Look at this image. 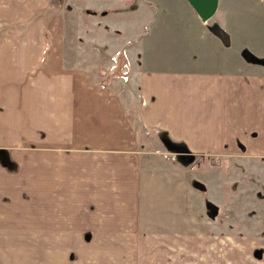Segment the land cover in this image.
<instances>
[{
	"label": "crops",
	"instance_id": "crops-1",
	"mask_svg": "<svg viewBox=\"0 0 264 264\" xmlns=\"http://www.w3.org/2000/svg\"><path fill=\"white\" fill-rule=\"evenodd\" d=\"M185 1L145 0L169 7ZM64 2L91 15L119 8L116 40L124 55L143 57L131 67L150 66L144 55L154 38L144 32L159 18L152 7L162 6ZM255 2L264 23V3ZM240 4L230 6L235 19L244 14ZM50 7L49 0H0V63L11 66H0V264H191L188 173L174 171L165 157L158 165V158L143 155L117 97L94 85L89 71L63 67L61 34L59 62L47 60L55 51L46 27ZM262 46L254 54L264 59ZM230 48L241 57L243 48ZM128 77L146 132L166 134L193 153L242 145L248 157H264L263 66L243 60L234 69ZM207 245L199 243L198 264H221L218 243ZM230 250L235 255L237 244ZM254 252L252 262L264 264V251L259 261Z\"/></svg>",
	"mask_w": 264,
	"mask_h": 264
},
{
	"label": "rangeland",
	"instance_id": "rangeland-1",
	"mask_svg": "<svg viewBox=\"0 0 264 264\" xmlns=\"http://www.w3.org/2000/svg\"><path fill=\"white\" fill-rule=\"evenodd\" d=\"M49 1L51 9L46 11V27L51 31V46L55 51L47 60L52 64L59 62L60 56L55 53L59 52L57 46L60 43L55 39L61 34L63 67H81L79 69L89 71L94 85L117 97L125 107L128 123L141 142L143 155L158 158V165L165 162L159 160L165 157L167 163L173 164L174 171L178 170L185 176L188 173L191 264H198L199 243L212 245L214 241L218 243L216 256L221 259V264H249V260L252 264H261L253 263L251 256L255 251L254 256L259 261L264 251V157H248L242 145L235 150L225 148L220 154L207 151L193 153L183 144H173L166 134L146 132L137 115L138 90L129 84V77L128 82L122 79L121 72L127 71L126 64L132 78L138 72L199 73L234 69L240 67L243 60L264 67V59L254 54L263 50L264 23L261 7L253 8L255 1L264 3V0H219L217 13L205 21L185 5L188 4L186 1L183 6L169 7L157 4L160 1L150 3L143 0L147 6H162L152 7L157 10L159 18L153 28L144 32L149 39L154 38L151 44L147 43L149 46L144 55L149 67H131L143 57L131 53L125 56L123 51L126 48H121L119 40H116L118 35L121 36L118 26L123 19L115 14L119 8L109 7L105 15H91L73 3ZM233 3L243 6L240 8L244 14L237 19L230 8ZM135 6L136 3L129 4L126 10L129 13L122 15L126 19L131 18ZM246 11L252 16L246 15ZM246 38H250V42H246ZM231 43L243 48L241 57L236 54L239 52L230 48ZM247 43L253 45L252 51L245 47ZM1 65L11 67L4 62ZM208 203L217 206L215 217L210 216ZM175 224L174 230L179 232L180 241L181 228L177 222ZM235 243L237 252L233 255L230 249ZM210 250L214 251L213 247L210 246ZM235 256L233 261L236 262L230 263L228 257Z\"/></svg>",
	"mask_w": 264,
	"mask_h": 264
},
{
	"label": "water",
	"instance_id": "water-1",
	"mask_svg": "<svg viewBox=\"0 0 264 264\" xmlns=\"http://www.w3.org/2000/svg\"><path fill=\"white\" fill-rule=\"evenodd\" d=\"M201 20L210 19L217 10L218 0H186ZM207 208L211 217L218 214V208L213 203H208Z\"/></svg>",
	"mask_w": 264,
	"mask_h": 264
},
{
	"label": "built area",
	"instance_id": "built-area-1",
	"mask_svg": "<svg viewBox=\"0 0 264 264\" xmlns=\"http://www.w3.org/2000/svg\"><path fill=\"white\" fill-rule=\"evenodd\" d=\"M125 68L127 69V71L126 72H121V70H120V72H121V76H123V78L122 79H126V81L128 80V64H126L125 65ZM113 70H114V68H112ZM111 69V70H112ZM117 72V71H116Z\"/></svg>",
	"mask_w": 264,
	"mask_h": 264
}]
</instances>
